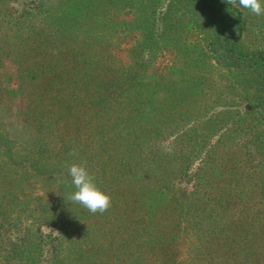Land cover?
I'll use <instances>...</instances> for the list:
<instances>
[{
  "label": "rangeland",
  "instance_id": "rangeland-1",
  "mask_svg": "<svg viewBox=\"0 0 264 264\" xmlns=\"http://www.w3.org/2000/svg\"><path fill=\"white\" fill-rule=\"evenodd\" d=\"M110 1L113 4L106 2L93 18L102 23L106 16L121 24H107L97 34L99 31L100 37L108 39L103 54L128 67L131 51L143 40L136 20L148 12L143 9L147 0L134 2V9L129 7L130 0ZM157 1L158 11L163 12L168 2ZM21 5L22 0H0V211L7 216V221L0 219V264H10V260L11 264H241L244 260L264 264V118L247 123L249 133L255 131L261 137L259 148L248 143L249 136L245 143L241 137L238 143L232 142V134L226 131L230 122L225 113L234 106H247L244 97L255 91L253 80H241L231 63L218 62L229 20H203L195 4L179 19L180 25L186 26L200 17L187 26L183 44L192 50L203 43L204 66L211 78L207 92L187 98L192 101L187 106L192 120L181 110L177 126L163 130L164 139L158 143V147H170L177 153H195L185 176L180 178L178 164L171 162L164 170L166 175L156 177L157 166L144 158L152 144L143 145L140 159L135 145L130 147L133 134L121 137L120 129L114 127L96 146L99 158L87 166L97 186L111 199L106 212L92 214L71 204L69 195L74 189L64 167L44 169L46 159L56 158L63 147L62 139L50 133L49 117H42L47 103L39 101L36 112L27 113L28 101L14 98L20 77L13 53L19 49L21 39L17 38L32 30L30 16L19 18L20 13H26L20 12ZM253 17L244 30L242 47L252 48L257 40L259 26ZM159 53L146 74L152 84H159L178 58L172 49ZM240 72L249 74L244 67ZM259 109L264 112V106ZM80 113V109L73 113L70 122L85 120ZM217 113L224 117L227 135L220 154L210 152L209 157L210 145L220 138L217 135L208 142L209 125L219 117ZM204 117L211 119L205 122ZM134 127L131 123L132 132ZM150 127L143 126V140L151 135ZM185 131L189 142L176 145L175 135ZM40 147L45 150L38 154ZM212 213L217 215L214 222L222 226L217 235H209ZM42 233L49 236L44 243H40ZM51 242L56 244L59 259L54 257Z\"/></svg>",
  "mask_w": 264,
  "mask_h": 264
},
{
  "label": "trees",
  "instance_id": "trees-1",
  "mask_svg": "<svg viewBox=\"0 0 264 264\" xmlns=\"http://www.w3.org/2000/svg\"><path fill=\"white\" fill-rule=\"evenodd\" d=\"M22 1L23 11L20 12L26 13H20L19 18L30 16L32 30L30 34L17 38L21 39L17 46L19 49L13 53L20 77L19 87L13 92L14 98L22 97L28 101L27 113H35L39 101L46 102L42 117H49L50 133L62 139L60 147L63 146L58 150L56 158L46 159L44 169L62 166L67 170L72 164H84L87 167L89 161L99 158L96 146L110 131L118 127L121 137H130L133 134L130 147L135 145L138 158H143V145L152 144V150L144 158L147 163L152 162L153 167L157 166L156 177L163 178L166 175L164 170L171 162L178 164L180 178L185 176L184 172L189 170L190 157L195 153L183 150L177 153V150L170 147H158V143L161 145L164 139L163 130L177 126L175 124L183 113L181 110H184L187 120H192V114L187 107L192 101L187 98L193 94L203 95L211 83V78L207 76L209 68L204 66L206 49L203 43L192 50L183 44L187 26H193L200 18L191 19L186 26L180 25L182 19H179L185 16V12L192 11L189 7L191 4L198 7V13L203 20L209 21L216 17L222 22L229 20V31L226 28L227 35L219 46L222 56L218 62L225 60L231 63L241 80H253L255 91L247 95L252 96V99L244 97L247 106H234L225 113L229 117L227 122H230L226 131L232 134V142L238 143V138L241 137V142L245 143L246 136H249L248 143L259 148L257 142L260 144L261 137H257L255 131L249 133L247 123L249 119L255 122L258 117L264 118V112L259 109L260 105L264 106V17H253L257 27L259 26L257 40L252 48L247 45L242 47L241 39L248 20L254 16L252 14L233 9L222 0H160L168 3L165 10L159 12V1L147 0L143 2V9L146 8L148 12L143 13V19L139 20L138 17L136 20L137 28L143 32V40L131 51V64L122 67L112 56L107 58L103 54V47L108 39L105 35L104 38L100 37L99 34L101 28L107 27V24L121 23L111 21L106 16L102 23L93 18L94 14L104 8L106 2L113 4L110 0ZM130 2L129 7L134 9V2L139 1ZM14 41L13 39L11 43ZM208 48L207 45V50ZM166 49L174 50L178 57L171 72L159 84L147 82L148 70L156 62L159 52ZM243 67L249 71L248 75L241 74ZM5 90L9 92L8 88ZM79 109L80 115L86 116V119L81 118L79 124L71 123V115ZM216 116L219 117L209 125L211 137L208 142L210 144L217 135L220 138L213 147L210 145L209 157L210 152L220 154L219 147L224 144V137L227 135L224 132V117L221 113ZM204 118L205 122L211 119ZM68 123L71 125L67 127ZM131 123L136 126L133 128L134 133L130 129ZM150 124L151 135L143 140V126ZM188 136L187 131L178 133L173 142L176 145L183 141L189 142ZM44 150L40 147L38 154ZM125 166L127 167V163ZM210 215L209 235H217L222 226L214 222L216 213ZM0 219L7 221V216L1 211ZM48 237L42 233L40 243H44V238ZM59 239L55 238L54 241ZM51 244L55 248L54 257L59 259L56 244ZM9 263L11 264V260ZM210 264L216 262L211 261ZM241 264H247L246 260Z\"/></svg>",
  "mask_w": 264,
  "mask_h": 264
},
{
  "label": "clouds",
  "instance_id": "clouds-1",
  "mask_svg": "<svg viewBox=\"0 0 264 264\" xmlns=\"http://www.w3.org/2000/svg\"><path fill=\"white\" fill-rule=\"evenodd\" d=\"M233 9L243 10L256 17H264V0H222ZM74 189L69 200L73 205H79L92 214L104 213L110 207L111 199L94 181L85 165L72 164L67 169ZM68 206V205H67ZM68 209L70 210L69 206Z\"/></svg>",
  "mask_w": 264,
  "mask_h": 264
}]
</instances>
